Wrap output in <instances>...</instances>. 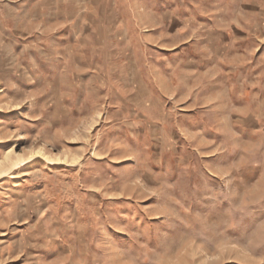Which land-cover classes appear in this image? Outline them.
<instances>
[{"label": "rangeland", "instance_id": "1", "mask_svg": "<svg viewBox=\"0 0 264 264\" xmlns=\"http://www.w3.org/2000/svg\"><path fill=\"white\" fill-rule=\"evenodd\" d=\"M9 150L0 264H264V0H0Z\"/></svg>", "mask_w": 264, "mask_h": 264}, {"label": "bare ground", "instance_id": "2", "mask_svg": "<svg viewBox=\"0 0 264 264\" xmlns=\"http://www.w3.org/2000/svg\"><path fill=\"white\" fill-rule=\"evenodd\" d=\"M12 153H13V151L11 152V150H9L5 154L3 160L0 162V172H3V170L5 171V168H7V167H13L14 168L15 166H17L21 162H23L21 156H19V155L15 156V154L13 156ZM41 155L46 157V160L48 162H55V161L59 160V159H55V158H53L51 156H46L47 154L44 153L42 150H37L32 156L35 157V156H41Z\"/></svg>", "mask_w": 264, "mask_h": 264}]
</instances>
